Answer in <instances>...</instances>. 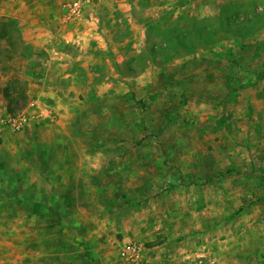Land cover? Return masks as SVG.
<instances>
[{
	"label": "rangeland",
	"instance_id": "1",
	"mask_svg": "<svg viewBox=\"0 0 264 264\" xmlns=\"http://www.w3.org/2000/svg\"><path fill=\"white\" fill-rule=\"evenodd\" d=\"M21 13L0 16V116L25 119L0 136V264H124L127 240L264 264V0Z\"/></svg>",
	"mask_w": 264,
	"mask_h": 264
},
{
	"label": "built area",
	"instance_id": "2",
	"mask_svg": "<svg viewBox=\"0 0 264 264\" xmlns=\"http://www.w3.org/2000/svg\"><path fill=\"white\" fill-rule=\"evenodd\" d=\"M91 0H59L63 19L66 22H77L85 16ZM25 119L23 116L6 114L0 116V136L6 132H17ZM143 244L135 240L123 241L118 248V257L124 264H150L144 257Z\"/></svg>",
	"mask_w": 264,
	"mask_h": 264
},
{
	"label": "crops",
	"instance_id": "3",
	"mask_svg": "<svg viewBox=\"0 0 264 264\" xmlns=\"http://www.w3.org/2000/svg\"><path fill=\"white\" fill-rule=\"evenodd\" d=\"M50 1L59 7V0H0V16H9L13 19H18L20 16H23L22 13L20 14L22 6L42 4L44 8L48 9Z\"/></svg>",
	"mask_w": 264,
	"mask_h": 264
},
{
	"label": "trees",
	"instance_id": "4",
	"mask_svg": "<svg viewBox=\"0 0 264 264\" xmlns=\"http://www.w3.org/2000/svg\"><path fill=\"white\" fill-rule=\"evenodd\" d=\"M2 93H3V95H4V97L5 98H10V91L8 90V88H4L3 90H2ZM20 93V92H19ZM18 93V97L19 98H21V100L23 101V103L26 101V97L23 95V92L21 93V94H19ZM12 96V95H11ZM8 102H11V100H9ZM7 111L9 112V113H12L13 112V109L8 105L7 106ZM210 179V178H209Z\"/></svg>",
	"mask_w": 264,
	"mask_h": 264
}]
</instances>
